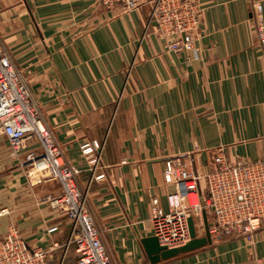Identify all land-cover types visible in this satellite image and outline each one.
I'll return each mask as SVG.
<instances>
[{
	"label": "crops",
	"instance_id": "0c3cea01",
	"mask_svg": "<svg viewBox=\"0 0 264 264\" xmlns=\"http://www.w3.org/2000/svg\"><path fill=\"white\" fill-rule=\"evenodd\" d=\"M192 1L200 8L194 55L166 48L151 3L129 10L96 0H0V38L65 161L80 170L112 264H150L140 240L152 235V199L166 209L175 190L163 179L167 161L190 160L202 173L220 146L230 163L264 161V0ZM87 139L103 146L100 180L80 155ZM40 151L33 138L12 155L0 133V239L17 233L65 264L75 259L70 217L41 202L61 184L26 165ZM155 264H264V226L250 240Z\"/></svg>",
	"mask_w": 264,
	"mask_h": 264
},
{
	"label": "built area",
	"instance_id": "2783aa9c",
	"mask_svg": "<svg viewBox=\"0 0 264 264\" xmlns=\"http://www.w3.org/2000/svg\"><path fill=\"white\" fill-rule=\"evenodd\" d=\"M105 8L117 5L133 10L151 3L150 21L167 49L196 54L192 45L193 30L199 21L200 8L192 0H96ZM0 133L9 142L12 155H18L29 139L41 146L39 154L29 153V173L57 179L61 191L41 200L70 217L69 244L74 246L75 259L65 264H112L99 231L87 208V189L78 185L80 170L65 161L62 149L34 100L20 67L0 38ZM80 155L85 159L92 180L103 173V146L95 139L83 140ZM211 169L199 173L190 160L175 158L167 161L163 179L174 184L166 195L167 208L152 199L151 233L160 245L178 248L190 239L189 218L196 237L205 234L202 213L206 212L211 243L243 237L250 240L264 226V161H227L222 146L211 154ZM55 228H51L50 231ZM56 244L54 243L53 246ZM67 253V247L64 255ZM0 264H64L55 263L50 251L32 248L17 233L0 239Z\"/></svg>",
	"mask_w": 264,
	"mask_h": 264
},
{
	"label": "water",
	"instance_id": "95a60500",
	"mask_svg": "<svg viewBox=\"0 0 264 264\" xmlns=\"http://www.w3.org/2000/svg\"><path fill=\"white\" fill-rule=\"evenodd\" d=\"M203 222L205 225V234L202 237H196L192 219L189 218V230L191 239L181 247L178 248H166L159 244L157 238L153 235L141 238L140 242L143 247L145 256L150 264H155L161 260H166L175 257L179 254L187 253L208 244H211V240L207 230V217L206 212L202 213Z\"/></svg>",
	"mask_w": 264,
	"mask_h": 264
},
{
	"label": "rangeland",
	"instance_id": "374dc122",
	"mask_svg": "<svg viewBox=\"0 0 264 264\" xmlns=\"http://www.w3.org/2000/svg\"><path fill=\"white\" fill-rule=\"evenodd\" d=\"M26 165H29V164H26ZM30 168H31V167H30ZM30 168H29V169H30Z\"/></svg>",
	"mask_w": 264,
	"mask_h": 264
}]
</instances>
